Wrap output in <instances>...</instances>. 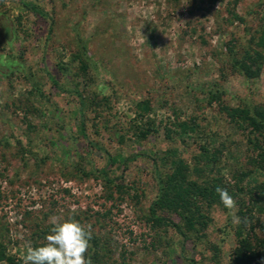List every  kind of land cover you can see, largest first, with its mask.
I'll use <instances>...</instances> for the list:
<instances>
[{"label": "rangeland", "instance_id": "obj_1", "mask_svg": "<svg viewBox=\"0 0 264 264\" xmlns=\"http://www.w3.org/2000/svg\"><path fill=\"white\" fill-rule=\"evenodd\" d=\"M21 1L0 0V252L13 258L0 264H23L69 215L91 225L92 264H235L240 225L264 252L261 150L221 109L264 105V59L246 79L229 50L254 45L264 0H26L43 14ZM189 119L196 129L181 133ZM202 145L219 151L199 162L202 177H221L252 211L233 223L215 205L183 243L148 210L158 172L176 157L193 168Z\"/></svg>", "mask_w": 264, "mask_h": 264}, {"label": "trees", "instance_id": "obj_2", "mask_svg": "<svg viewBox=\"0 0 264 264\" xmlns=\"http://www.w3.org/2000/svg\"><path fill=\"white\" fill-rule=\"evenodd\" d=\"M21 3L26 8L43 14L42 10L34 3L26 0H22ZM234 16L237 17L236 14ZM258 32V36L251 38L254 45L244 47L240 53V58L235 56L236 50L232 46L229 47L231 66L246 79L258 77L261 71L264 54L260 48H264V27ZM221 91L217 90L218 94L210 92L211 98L219 100ZM75 93L80 97V112H82L81 105H83V101L81 95L77 90H75ZM138 106L139 109L145 112L149 110L148 101L139 102ZM221 109L226 114V117L240 129L248 128L249 132L255 135V137L249 138L248 141L253 142L256 148L261 150L259 156H261V161L264 162V105L243 104L228 106L221 104ZM175 125L181 133L185 134L189 130L194 131L197 127L194 119L183 120L177 122ZM80 131L83 135L85 134L82 121ZM145 131L149 130L146 129ZM141 133L146 134L143 131ZM218 152L215 148L210 151L206 145H202L199 154L196 156V163L193 168H190L183 158L176 157L172 158L171 166L166 172H158L157 174V194L149 206L148 218L156 224H164L174 228L181 236L183 243L191 241L193 232L200 233L208 225L211 220L208 211L213 206H223L219 195L215 191L216 187L227 188L229 194L232 196L235 194L233 190L222 184L221 177L211 176L212 174L202 177L204 167L199 166V162L204 161V164L213 166V163L218 159ZM153 161L155 165H158L157 159ZM164 163L163 161L162 164ZM237 189L242 190L239 186ZM256 189L261 190L262 194H260L259 198L262 199L264 196V184L258 185ZM242 209V207L239 208L238 214L240 218L244 219L243 215L251 213L252 209H246V211ZM160 213L167 215L162 216ZM259 228L264 234V223H259ZM235 236L237 245L234 249L233 262L235 264H262L257 258L261 257L264 259V252L253 246L251 237H255L254 233L249 234V232H244L243 225H240L235 231ZM255 242H258L260 246L264 244V240L262 239L260 241L256 239ZM185 257L187 258L186 255ZM2 259H6L8 263H13V258L5 256L4 249L0 252V260ZM188 259L190 264H195L193 259L189 257Z\"/></svg>", "mask_w": 264, "mask_h": 264}, {"label": "clouds", "instance_id": "obj_3", "mask_svg": "<svg viewBox=\"0 0 264 264\" xmlns=\"http://www.w3.org/2000/svg\"><path fill=\"white\" fill-rule=\"evenodd\" d=\"M220 202L228 210L233 223L239 222V207L227 188L216 187ZM75 210H73V214ZM52 227L41 246L29 245L22 257L23 264H92L86 256L92 238L91 225L85 226L69 215L66 219L53 218Z\"/></svg>", "mask_w": 264, "mask_h": 264}]
</instances>
